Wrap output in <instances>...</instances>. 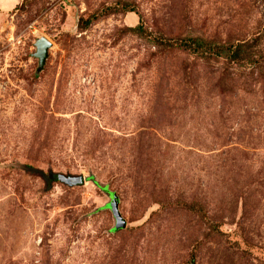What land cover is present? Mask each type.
<instances>
[{
    "label": "rangeland",
    "instance_id": "obj_1",
    "mask_svg": "<svg viewBox=\"0 0 264 264\" xmlns=\"http://www.w3.org/2000/svg\"><path fill=\"white\" fill-rule=\"evenodd\" d=\"M0 264H264V0H0Z\"/></svg>",
    "mask_w": 264,
    "mask_h": 264
},
{
    "label": "water",
    "instance_id": "obj_2",
    "mask_svg": "<svg viewBox=\"0 0 264 264\" xmlns=\"http://www.w3.org/2000/svg\"><path fill=\"white\" fill-rule=\"evenodd\" d=\"M51 46L50 41H48L45 37L40 36L36 39L35 41V56L38 58V65L39 67H42L45 59L47 57V50L48 48ZM60 180L68 183V184H80L83 182V177L82 176H59ZM110 198L111 200L108 202L107 206L108 208L111 210L114 219H115V225H114V229L115 228H121L125 226V220L121 217V215L119 214L118 211V202L117 199L115 198L114 194H110Z\"/></svg>",
    "mask_w": 264,
    "mask_h": 264
},
{
    "label": "trees",
    "instance_id": "obj_3",
    "mask_svg": "<svg viewBox=\"0 0 264 264\" xmlns=\"http://www.w3.org/2000/svg\"><path fill=\"white\" fill-rule=\"evenodd\" d=\"M89 23V20L86 19L84 20V23L83 25H87ZM134 29V28H132ZM203 42V40H200V39H190L189 42H185L184 45L187 46V47H194V49L198 48ZM220 50L218 51V53L220 52H227V54H229L231 57L232 56H235L238 51L241 49L240 45H236V46H232V45H228V46H220L219 47ZM41 176L43 177L44 181L47 183L49 182V179L50 177H52V174H48V175H45V174H41Z\"/></svg>",
    "mask_w": 264,
    "mask_h": 264
}]
</instances>
